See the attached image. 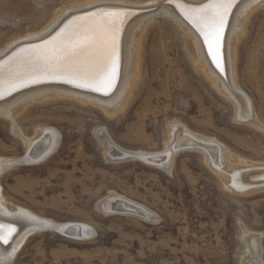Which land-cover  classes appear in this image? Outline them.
Listing matches in <instances>:
<instances>
[{
	"label": "rangeland",
	"instance_id": "374dc122",
	"mask_svg": "<svg viewBox=\"0 0 264 264\" xmlns=\"http://www.w3.org/2000/svg\"><path fill=\"white\" fill-rule=\"evenodd\" d=\"M85 1L0 0V49L47 17L41 26L52 15ZM154 20L168 34L169 64L166 78L153 70L150 99L134 101L127 112L110 116L91 105L56 99L26 106L14 123L0 117L2 158H22L40 129L53 128L58 140L56 149L40 162L1 174L7 209L21 208L92 230L88 240L51 231L34 233L6 264H249L250 235L259 236L264 264V189L243 195L226 190L198 150L176 152L170 170L140 160L110 161L104 155L99 131L123 150L157 157L172 127L181 125L223 145L233 165L264 164V131L238 122L232 101L196 71L184 39L162 22L165 18ZM245 22L236 84L264 127V7H255ZM162 80L167 83L166 97L157 85ZM110 194L141 205L155 218L102 213L98 204Z\"/></svg>",
	"mask_w": 264,
	"mask_h": 264
},
{
	"label": "bare ground",
	"instance_id": "6f19581e",
	"mask_svg": "<svg viewBox=\"0 0 264 264\" xmlns=\"http://www.w3.org/2000/svg\"><path fill=\"white\" fill-rule=\"evenodd\" d=\"M180 2L186 7L196 8L207 3V0H180ZM255 7H264V0H234L224 30L223 71L221 72L208 56L203 38L196 28L185 19L182 15L183 9L176 7L175 2L169 4L167 0H87L74 4L66 10L52 15L50 20L42 26L41 24L49 17L40 21L41 23L35 26L32 32L22 38L17 37L11 40L0 49V64L5 65V84L3 85L5 96L0 99V117L14 123L26 106L56 99L73 100L91 105L110 116L117 112L119 114L127 112L134 101L150 99L153 96L151 92L154 82L153 70L157 68L165 76L169 64L166 58L168 34L159 29L154 20L160 16L162 19H166L162 22L169 23L188 44L187 46L194 54L196 71L200 72L216 91L232 101L236 108L235 115L238 122H246L248 125L264 131V127L255 118L252 103L236 84V64L239 49L243 48L242 41L245 38L246 24L248 23L245 21ZM101 9H119L123 13L118 46L119 72L115 86L108 94L50 79L41 82L52 81L53 83L37 84L18 90L11 95L8 94V68L11 67L13 70L18 68L21 57L27 55L22 50L53 39L57 33L70 25L74 18L99 12ZM240 41L241 44L238 46ZM19 70L23 72L26 69L21 67ZM30 84L33 83H28L26 86ZM166 84L164 80L157 83L165 97L167 95ZM20 88L22 87L17 89ZM97 138L103 145L106 159L110 161L140 160L148 165L168 170L176 152L183 149L198 150L202 152L214 173H217L226 190L243 195L264 189V164L233 165L229 159L230 152L223 145L210 138L194 134L181 125L172 127L166 148L157 157L142 152L123 150L108 139L102 131L97 133ZM57 141V133L53 128L38 130L26 145L25 155L22 158L9 160L0 157V176L17 165H29L41 161L56 149ZM98 209L106 215L119 212L132 213L144 221H153L155 218L146 208L116 194H110L102 200L98 204ZM0 224L11 225L15 230L9 244L0 243V264L9 263L26 238L40 231H51L76 240H88L92 237L91 228L81 223H58L21 208L9 211L5 206L1 185ZM246 242L249 248V264H261L259 236L250 235L246 238Z\"/></svg>",
	"mask_w": 264,
	"mask_h": 264
},
{
	"label": "snow or ice",
	"instance_id": "6c2138e0",
	"mask_svg": "<svg viewBox=\"0 0 264 264\" xmlns=\"http://www.w3.org/2000/svg\"><path fill=\"white\" fill-rule=\"evenodd\" d=\"M182 15L203 38L208 56L221 72L223 71L222 46L224 30L234 0H207L200 7L183 5ZM122 10L101 9L86 16L76 17L72 23L45 43L22 51L16 70L8 68V94L28 83L43 80H59L75 87L91 88L108 94L115 86L119 72V32ZM26 69L21 72L20 68ZM5 65L0 64V99L5 96ZM14 228L0 224V243L7 245L13 238Z\"/></svg>",
	"mask_w": 264,
	"mask_h": 264
},
{
	"label": "water",
	"instance_id": "95a60500",
	"mask_svg": "<svg viewBox=\"0 0 264 264\" xmlns=\"http://www.w3.org/2000/svg\"><path fill=\"white\" fill-rule=\"evenodd\" d=\"M18 48H19V47H18ZM43 83H53V82H52V81H48V82L33 83V84L28 85V86H25V87H22V88H20V89H17V90H15L14 92H12L11 94H13V93H15L16 91L21 90V89H23V88H27V87H31V86H35V85H37V84H43ZM11 94H10V95H11Z\"/></svg>",
	"mask_w": 264,
	"mask_h": 264
}]
</instances>
